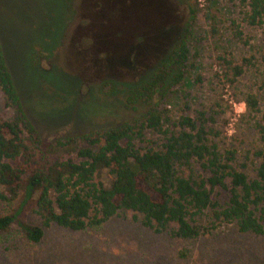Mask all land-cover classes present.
I'll return each mask as SVG.
<instances>
[{
    "label": "rangeland",
    "instance_id": "rangeland-1",
    "mask_svg": "<svg viewBox=\"0 0 264 264\" xmlns=\"http://www.w3.org/2000/svg\"><path fill=\"white\" fill-rule=\"evenodd\" d=\"M104 4L112 10L98 11ZM242 10L238 0H0V46L22 110L36 131L38 146L27 141L36 159L58 158L47 154L57 140L75 139L85 146L81 134L146 113L147 104H130L128 96L185 39L189 53L182 81L157 92L153 102L166 108L172 121L204 112L206 125L215 132L210 139L221 151L234 153L238 170L254 176L260 161L255 152L263 146L258 125L264 126V28L247 25ZM100 29H109L102 36L113 39L108 45L115 54L105 56L92 47ZM238 31L240 37L234 35ZM97 43L108 42L99 36ZM221 57L249 62L228 82L231 73ZM248 95L257 99V110L245 106L237 114L234 106ZM15 115L0 90V119L10 121ZM161 140L147 130L145 142L138 145L150 147ZM63 158L79 160L73 152ZM94 180L107 184L106 172ZM213 195L222 202L227 198L219 188ZM17 205L16 200H0V215ZM18 219L41 225L43 237L28 240L14 222L0 232V264H264V232L243 233L233 223L179 238L144 226L133 211L119 210L99 225L74 231L42 225L33 202ZM208 222L207 216L196 220L204 226Z\"/></svg>",
    "mask_w": 264,
    "mask_h": 264
},
{
    "label": "trees",
    "instance_id": "trees-1",
    "mask_svg": "<svg viewBox=\"0 0 264 264\" xmlns=\"http://www.w3.org/2000/svg\"><path fill=\"white\" fill-rule=\"evenodd\" d=\"M238 2L243 8V21L264 28V0ZM110 8L104 4L98 11ZM97 34L108 43H97L96 36L92 47L104 50L105 56L113 54L108 45L113 39L102 36L108 35L109 29H100ZM234 35L240 37L241 32ZM188 53L186 40L181 39L148 80L128 96L130 104H147L146 113L115 127L81 134L78 138L85 146L80 147L75 139L57 140L47 154H58V158L39 162L27 143L31 140L38 146L35 128L22 110L0 46V90L7 105L16 110L13 120L0 119V200L18 201L13 212L0 215V232L18 222L28 240L40 241L43 227L18 219L23 207L33 202L42 225L54 223L74 231L99 225L119 210H130L140 216L144 226L179 238H195L224 223H233L243 233L262 234L264 126L258 125L263 146L255 152L260 161L250 177L233 164L232 151H221L210 139L215 132L206 125L204 112L194 118L181 114L172 121L168 110L153 102L157 92L182 81ZM220 59L231 73L228 82L240 76L242 64L249 62ZM261 61L264 65V52ZM244 103L249 111L257 110L253 95H248ZM147 130L160 134L161 142L140 147L138 143L145 142ZM72 152L78 161L63 158ZM103 170L107 184L94 180ZM215 188L227 193L225 201L213 197ZM202 216L208 217L209 225L196 223Z\"/></svg>",
    "mask_w": 264,
    "mask_h": 264
},
{
    "label": "clouds",
    "instance_id": "clouds-1",
    "mask_svg": "<svg viewBox=\"0 0 264 264\" xmlns=\"http://www.w3.org/2000/svg\"><path fill=\"white\" fill-rule=\"evenodd\" d=\"M234 107H235V112L237 114H242L245 111V104L243 102H241L239 105ZM233 131L234 129L230 130L228 134L231 135Z\"/></svg>",
    "mask_w": 264,
    "mask_h": 264
}]
</instances>
